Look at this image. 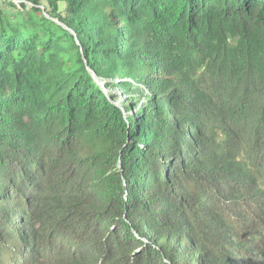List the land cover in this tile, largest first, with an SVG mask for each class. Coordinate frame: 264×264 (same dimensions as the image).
Segmentation results:
<instances>
[{
	"label": "trees",
	"instance_id": "trees-1",
	"mask_svg": "<svg viewBox=\"0 0 264 264\" xmlns=\"http://www.w3.org/2000/svg\"><path fill=\"white\" fill-rule=\"evenodd\" d=\"M0 264H264V0H0Z\"/></svg>",
	"mask_w": 264,
	"mask_h": 264
},
{
	"label": "rangeland",
	"instance_id": "rangeland-1",
	"mask_svg": "<svg viewBox=\"0 0 264 264\" xmlns=\"http://www.w3.org/2000/svg\"><path fill=\"white\" fill-rule=\"evenodd\" d=\"M66 8L65 4L63 2L59 3V9L61 11H64ZM237 43V40L235 38H229V46L235 47ZM113 94L117 95L116 102L118 104H130L131 99L129 98V95L122 92V90H114L111 91ZM107 93H109V90H107Z\"/></svg>",
	"mask_w": 264,
	"mask_h": 264
}]
</instances>
